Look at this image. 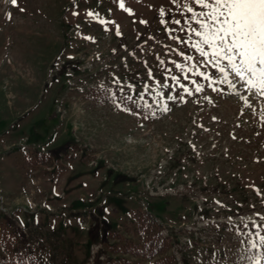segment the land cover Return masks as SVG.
I'll list each match as a JSON object with an SVG mask.
<instances>
[{"label":"rangeland","instance_id":"obj_1","mask_svg":"<svg viewBox=\"0 0 264 264\" xmlns=\"http://www.w3.org/2000/svg\"><path fill=\"white\" fill-rule=\"evenodd\" d=\"M205 11L0 0V254L17 235L43 264H264L242 202L264 193V96L196 51Z\"/></svg>","mask_w":264,"mask_h":264},{"label":"snow or ice","instance_id":"obj_2","mask_svg":"<svg viewBox=\"0 0 264 264\" xmlns=\"http://www.w3.org/2000/svg\"><path fill=\"white\" fill-rule=\"evenodd\" d=\"M12 2L16 5V0ZM195 3L207 10L193 13L196 24L202 29H193L195 35L201 37V42L194 45L196 51L224 74L222 83L235 87L228 80L226 68L221 66V62L226 61L227 68L247 86L249 92L254 90L264 96V0H195ZM188 10L192 11L190 7ZM201 43L210 51H206ZM112 102L116 103L114 97ZM260 243L264 245V236L260 237ZM252 247H257L255 242ZM254 264H260V259H255Z\"/></svg>","mask_w":264,"mask_h":264},{"label":"trees","instance_id":"obj_3","mask_svg":"<svg viewBox=\"0 0 264 264\" xmlns=\"http://www.w3.org/2000/svg\"><path fill=\"white\" fill-rule=\"evenodd\" d=\"M136 104L137 103H135V105ZM128 109L132 110L133 112L141 111V109L139 110L135 107H129ZM39 155V162L41 164H52V161L49 158H46L43 154ZM213 160L215 162H219V159L215 157H213ZM262 186L264 187V183ZM250 194L252 193L247 191L244 195V198L242 199L243 204L247 205V208H249L248 212L255 210L261 214H264V193H261L260 195L256 194V196L254 195L255 197H252V195L250 196ZM142 221L144 224L139 228L138 234L144 242V247L140 251L136 250L133 255L138 257L139 253H141V256H146L148 259H154L156 256H158L160 250H157L158 247L156 245V238L153 236L154 232L149 233L148 231L155 225V218L150 214H146ZM13 245L15 246L14 249L10 248L9 246H5L8 248L5 250L7 256L0 254V264H43L40 258L34 256V254L29 251V248L26 246L28 245V242L25 240V238L21 239L20 236L16 235L13 238Z\"/></svg>","mask_w":264,"mask_h":264}]
</instances>
